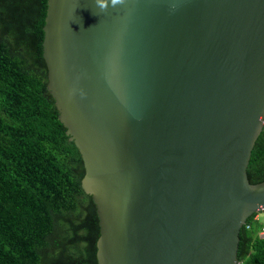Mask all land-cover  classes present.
Instances as JSON below:
<instances>
[{
  "label": "water",
  "instance_id": "1",
  "mask_svg": "<svg viewBox=\"0 0 264 264\" xmlns=\"http://www.w3.org/2000/svg\"><path fill=\"white\" fill-rule=\"evenodd\" d=\"M41 54L97 264H237L264 204V0H46Z\"/></svg>",
  "mask_w": 264,
  "mask_h": 264
},
{
  "label": "trees",
  "instance_id": "2",
  "mask_svg": "<svg viewBox=\"0 0 264 264\" xmlns=\"http://www.w3.org/2000/svg\"><path fill=\"white\" fill-rule=\"evenodd\" d=\"M45 1L0 0V264H97L82 160L46 88ZM245 171L264 179V122ZM236 256L264 264V238L242 225Z\"/></svg>",
  "mask_w": 264,
  "mask_h": 264
},
{
  "label": "built area",
  "instance_id": "3",
  "mask_svg": "<svg viewBox=\"0 0 264 264\" xmlns=\"http://www.w3.org/2000/svg\"><path fill=\"white\" fill-rule=\"evenodd\" d=\"M242 225L246 229H253L254 234L259 238H264V204L258 205L257 208L247 215Z\"/></svg>",
  "mask_w": 264,
  "mask_h": 264
},
{
  "label": "clouds",
  "instance_id": "4",
  "mask_svg": "<svg viewBox=\"0 0 264 264\" xmlns=\"http://www.w3.org/2000/svg\"><path fill=\"white\" fill-rule=\"evenodd\" d=\"M113 2L115 3V2H117V0H113Z\"/></svg>",
  "mask_w": 264,
  "mask_h": 264
}]
</instances>
